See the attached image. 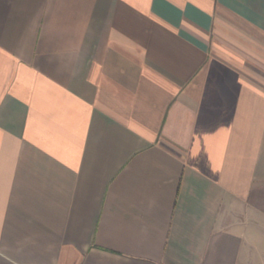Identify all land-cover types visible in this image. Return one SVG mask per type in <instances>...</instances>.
Listing matches in <instances>:
<instances>
[{"label": "crops", "instance_id": "0c3cea01", "mask_svg": "<svg viewBox=\"0 0 264 264\" xmlns=\"http://www.w3.org/2000/svg\"><path fill=\"white\" fill-rule=\"evenodd\" d=\"M0 264H264V0H0Z\"/></svg>", "mask_w": 264, "mask_h": 264}]
</instances>
